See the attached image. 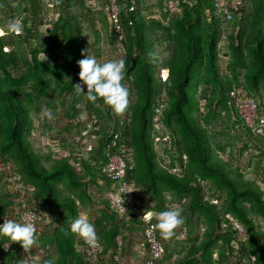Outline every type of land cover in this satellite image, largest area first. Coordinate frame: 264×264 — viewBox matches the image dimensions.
Instances as JSON below:
<instances>
[{"label": "trees", "instance_id": "trees-1", "mask_svg": "<svg viewBox=\"0 0 264 264\" xmlns=\"http://www.w3.org/2000/svg\"><path fill=\"white\" fill-rule=\"evenodd\" d=\"M52 1L53 10L47 6V0H0V29L13 19L23 25L19 35L6 31L0 35V163L12 166L13 175L18 177L14 184L27 191L28 200L38 213L52 215L42 226L41 235H37L36 246L46 248L54 264H114L116 255L123 260L127 250L126 219L131 218L141 232L143 228L134 216L118 215L106 198L112 187L104 172L108 154H119L134 163L128 177L139 202L142 200L137 186L158 197V206H143V212L160 211L164 192L174 196L192 192L185 223L170 239L159 234L165 255L158 264L172 258L173 253L168 250L176 242L182 243L181 252L192 256L183 264H213L217 256L216 264H231V259L232 264H264V141L243 126L230 100V92L242 88L257 100L264 118V0L258 2V13L245 12L241 20L231 23L227 63L219 57L223 22L214 11L213 0H194L195 6L184 12L185 17L175 28H166L164 24L179 11L180 1L173 0L175 9L171 11L167 8L171 0H116L123 29L122 47L111 19L109 0H104L101 17L107 23L113 48L125 61L124 78L132 81L138 92L137 101L130 108L133 126L130 129L129 125L126 132L121 126L105 131L102 126L106 116L101 105L107 111L110 107L102 101L89 102L74 90L73 84L81 83L78 61L83 59L81 53L86 49L83 23L88 12L97 19L95 11L86 9L77 14L74 7L84 6V0ZM143 7L157 14L158 9L159 15L151 13L147 22ZM49 15L54 19L44 37L41 30ZM153 34L157 42L165 44L164 59L155 52ZM150 53L156 54L154 61ZM43 54L47 56L44 60ZM161 67L169 70L165 81ZM239 69L246 71L244 84L240 83ZM194 78L196 94L190 97L189 87ZM55 95L70 100L62 103L66 124L60 133L53 130L50 122L45 125L53 143L48 153L31 142L32 113L40 114L42 101L47 98L50 102L46 106L58 115V107L51 103ZM162 98L167 105L162 123L172 138L170 147L155 142L151 124L154 107ZM217 108L220 115L221 111L230 114L231 121L248 140L240 152L256 153L257 161L251 163L253 179H245L239 168H233L239 159L230 164L226 147L209 142L207 131L217 119ZM92 114L99 118L100 128L95 147L86 153L82 147L72 145L70 139ZM63 144L69 146L66 158L60 156ZM157 144L158 151L154 148ZM12 184L10 177L0 171V224L4 218L16 220L12 217L16 195L9 191V186L15 187ZM92 205L94 213L85 208ZM226 213L247 228V242H238L232 228L224 227ZM79 214H85L95 226L96 240L102 246L98 261L87 259L83 238L78 234L65 235L64 230ZM182 233L186 234L184 240ZM119 237L123 239L121 246ZM9 243L0 239V264H24V254L29 250Z\"/></svg>", "mask_w": 264, "mask_h": 264}, {"label": "built area", "instance_id": "built-area-1", "mask_svg": "<svg viewBox=\"0 0 264 264\" xmlns=\"http://www.w3.org/2000/svg\"><path fill=\"white\" fill-rule=\"evenodd\" d=\"M161 1V0H156ZM111 6V19L113 20L116 28V34L118 35L119 46L122 47L123 29L119 25L120 9L116 0H109ZM47 6L49 9H54V3L52 0H47ZM167 8L171 11L175 9V2L169 1ZM214 11L220 16L223 22V29L220 35L218 43L219 57L224 63L229 61V57L225 55L226 44L230 33L232 32L231 23L242 19L247 10L246 0H213ZM132 11L134 9L132 8ZM7 50V49H5ZM166 78L164 79V81ZM230 100L236 112V115L242 122L243 126L248 128L251 133L264 141V118L261 116L260 105L255 98L249 95L242 88L235 89L230 92ZM203 103V102H202ZM167 108L165 100L160 99L153 110L152 115V129L154 133L155 142H162L169 147L172 145V138L169 134H166L162 123V114ZM85 126L75 133L71 138V144L75 147H82L86 153H89L95 147L96 140L98 139L97 131L100 128V120L96 114H92L85 118ZM116 143L114 142L113 145ZM62 158L69 156V148L63 149L60 152ZM134 163L132 160H125L119 154H108V162L104 169L108 180L112 184V187L106 192V198L109 200L111 207L118 215L129 214L134 216L138 220V224L142 226V242L140 244V252L143 254V258L136 264H158L165 255V246L159 233L152 227L155 224L154 215L151 219H145L147 212H143V205L136 197V191L131 179L128 177V173L133 171ZM0 171H3L10 177V181L14 184L18 181V177L13 175L12 166L0 163ZM176 172V170H174ZM12 184V185H13ZM9 186V191H12L16 195L15 208L12 213V217H15L17 221H30L36 225L37 235H41L42 226L49 222L52 215L44 212L39 214L33 203L28 200L29 194L23 188L15 185ZM217 204V201L213 202ZM225 222L233 228L237 234V238L240 241L247 239L248 232L245 227L236 221L231 215L225 216ZM186 234H181V239H186ZM119 246L122 245L123 239L121 237L117 240ZM84 253L89 261H98V256L102 252L101 244L96 240V246L93 247L85 242ZM24 264H46V261L50 258V253L46 248L35 246L31 251H27L24 254ZM254 261V258H252ZM114 264H126L119 255L114 257Z\"/></svg>", "mask_w": 264, "mask_h": 264}, {"label": "rangeland", "instance_id": "rangeland-1", "mask_svg": "<svg viewBox=\"0 0 264 264\" xmlns=\"http://www.w3.org/2000/svg\"><path fill=\"white\" fill-rule=\"evenodd\" d=\"M176 1H180V7H179V11L173 13L171 16H169V19L166 24H164L166 26V28L168 26H171L173 28H175V26L178 24H180L179 22L185 17V11L192 5L195 6L196 1L194 0H176ZM259 0H248L247 2V10L246 13L248 14L249 12L251 14H256L260 11L259 6H261L259 3ZM75 12L77 14H80V11H85L86 9H91L93 11H95V14L97 15V19H95L94 14L89 12L87 13L88 16L87 18H85L86 20L83 23V37H84V41L86 44V49H89V54L92 56H95L97 61L100 63H105L109 60H120L123 59L121 54H119L118 52L115 51V49L113 48L111 41H112V37L109 34V29L107 26L106 21L103 19V17H101V15L103 14L102 12L105 10V3L104 0H84V6L82 5H78L75 6ZM152 9V8H151ZM153 10V9H152ZM143 15H145L147 17V22H149L150 20L148 19V15H151L152 12L146 10L143 7ZM155 11V10H154ZM156 11L158 12L155 13V15H159V10L156 9ZM97 12V13H96ZM149 13V14H148ZM154 13H152V15H154ZM161 17V16H160ZM55 18H58V15L55 14ZM54 19V16L49 15L46 18L45 21V25L42 28L41 32L42 35L45 37L46 34L48 33V31L51 29L52 26V21ZM248 33H250V28L247 31ZM1 35V34H0ZM152 39L154 41V45H155V52L156 54H159V56H161V59H164L163 57L167 56V52L165 49V44L163 42H157V39L155 37V34L152 35ZM57 51L60 53L62 52L61 49H57ZM162 51V52H161ZM46 55L43 54L41 56V59H46ZM240 72V83H245V75L244 73L246 72L245 70L239 69ZM169 77V70L166 69L165 67H161V78L164 81V79H168ZM123 86L127 88L129 96H128V106L126 108V110L121 113V114H116L112 111V109L110 108V110H106L102 107L101 105V109L104 113L105 117V121L103 122V126L102 128L107 131L108 129H112L113 127L115 128L116 126H121L122 127V131L124 130L126 132L127 129H129V125H130V129H132L133 126V119L132 117V112L130 111V108L136 103L137 98H138V92H137V88L136 85L132 84V81H128L125 80V78H123V82H122ZM196 86H197V82H196V78L193 79L190 87H189V94L190 97H194V94H196ZM202 89V87H201ZM70 97H66V98H60L58 95H55L53 97L52 100V105H55L58 107V115H54L55 119L53 120H46V118H41L40 114H35L34 112L32 113V119L34 121V134L31 135V142L32 144L37 148V149H41L44 150L45 152L50 153L51 148L50 146L53 144L52 141L50 140V138L48 137V134L50 133V131L48 132V129L45 127V125H47V123L50 122L51 126L53 127V130L56 133H60L62 126H64L66 124V120L63 116L64 113V108L62 107V103H64L65 101H69ZM48 102H50V100H48L47 98L44 99L42 101V110H47V109H51L48 108L46 105L48 104ZM52 110V109H51ZM53 111V110H52ZM219 109H216V118L212 125H211V129L207 131V135L209 137V142L211 143V145H213V141H215L218 144L223 145L224 147H226L227 150V156L229 160V163H235V158L239 159L238 163L234 164V169L236 170V168H239L242 173L244 174L245 179H253V172H252V165L251 163L253 161H257V155L256 153H254V151H244V152H240V150H242L244 147V145L246 144V142H248V140H246L245 138H243L242 134L243 132L240 129L236 128V125L234 124L233 121H231V116H229L230 114L227 113V111H221V115L218 114ZM41 113V112H40ZM131 119V120H130ZM248 139V138H247ZM71 140V139H70ZM71 142V141H70ZM59 144V143H58ZM69 146L66 144L61 145V149H68ZM157 151L158 149V144L157 147H154ZM242 148V149H241ZM60 150V152L62 151ZM247 169V170H246ZM251 169V170H250ZM137 190L139 191L140 195H141V205H143L144 207H149L151 209L156 208V206H158V201L156 200L158 197L154 196L151 192L147 191L146 188L142 187V186H137ZM191 193L186 192V194L184 195H177L174 196L172 193L170 192H164L162 197H164V203H163V207L160 211H164V210H168L171 209L172 207H174L175 205L179 204L182 208H183V217L188 216V212L186 211V207L187 204H189V200L191 198ZM86 209H88L87 211L93 212V209L95 208V206L92 205V207H85ZM93 208V209H92ZM158 211V212H160ZM153 212V210H152ZM154 213L157 212H153V215H155ZM186 213V214H185ZM96 214V212H95ZM185 214V215H184ZM189 217V216H188ZM1 221V219H0ZM194 223H196L195 219L192 220ZM202 226L204 228L205 224L203 223ZM196 226H194L195 228ZM202 227V228H203ZM179 229V228H178ZM130 232L128 231V233L133 236L135 238V240H137L140 237V233L141 230L139 227L137 228V226L135 224H132L131 228H129ZM195 231H197V229H195ZM127 236V233H126ZM180 239V238H179ZM176 242V241H175ZM180 242H176L173 245H171L169 247V253H173L172 254V258L169 260H165L164 262H162L161 264H183L185 262H188L187 259L189 258L191 260V257L186 256V252H181L183 250L182 245L180 246ZM190 246V244L188 245ZM174 251V252H173ZM176 251V253H175ZM216 256V255H215ZM218 259V256L215 257V259L213 258V264H216V262ZM189 260V261H190ZM197 263V262H195ZM231 264H232V259H231Z\"/></svg>", "mask_w": 264, "mask_h": 264}, {"label": "clouds", "instance_id": "clouds-1", "mask_svg": "<svg viewBox=\"0 0 264 264\" xmlns=\"http://www.w3.org/2000/svg\"><path fill=\"white\" fill-rule=\"evenodd\" d=\"M4 31L9 34L19 35L23 31V25L20 21L14 19L9 20L4 28L0 29V34ZM81 55L83 56V59L78 61V67L80 69L78 75L81 83L73 84L75 93L77 95H83L89 102L95 103L102 101L116 114L123 113L129 103L128 90L122 84L125 72V61L120 59L100 63L95 56L89 54V49L82 50ZM150 57L153 61L157 58L155 53H150ZM85 86L87 89L86 92ZM40 115L42 119L45 117L48 120L55 119L54 113L51 109L42 110ZM213 202L212 204H214ZM183 211V208L177 204L171 209L155 213L156 223L152 225V227L159 231V234L163 239H170L175 235V230L185 223ZM226 215L231 214L226 213L225 216ZM152 217L153 212L148 211L147 216L144 218L151 219ZM224 227L232 228L226 222L224 223ZM245 229L247 230L246 227ZM64 231L65 235H68L69 233L78 234L87 244L93 247L96 246L95 226L85 214L77 215L71 221L69 228ZM0 239H6L10 242L9 244H19L25 251L30 250L38 244L36 225L26 220L17 221L4 218L3 224H0ZM248 239L249 233L245 241H240L238 238L237 241L245 243ZM9 244L4 247L7 248ZM235 256L237 257L238 253H235ZM252 258L255 259V257ZM46 264H54V261H46Z\"/></svg>", "mask_w": 264, "mask_h": 264}, {"label": "crops", "instance_id": "crops-1", "mask_svg": "<svg viewBox=\"0 0 264 264\" xmlns=\"http://www.w3.org/2000/svg\"><path fill=\"white\" fill-rule=\"evenodd\" d=\"M125 223L127 225V228L125 232L126 241L124 243H126L127 250L124 254L125 256L123 257V261L126 264H136L138 261L141 260V258H143V254H141V252L139 251L140 244L142 242V232L140 233V237L135 240V238L128 233V231L130 232L129 228H131L133 224L131 218L128 217Z\"/></svg>", "mask_w": 264, "mask_h": 264}]
</instances>
